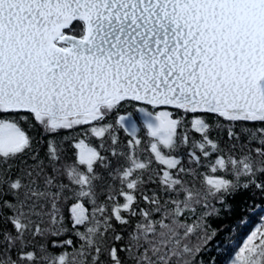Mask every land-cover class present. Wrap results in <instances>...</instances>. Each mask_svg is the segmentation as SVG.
Returning a JSON list of instances; mask_svg holds the SVG:
<instances>
[{"label": "snow or ice", "instance_id": "snow-or-ice-1", "mask_svg": "<svg viewBox=\"0 0 264 264\" xmlns=\"http://www.w3.org/2000/svg\"><path fill=\"white\" fill-rule=\"evenodd\" d=\"M250 187L264 0H0V264H205ZM229 264H264V217Z\"/></svg>", "mask_w": 264, "mask_h": 264}, {"label": "trees", "instance_id": "trees-1", "mask_svg": "<svg viewBox=\"0 0 264 264\" xmlns=\"http://www.w3.org/2000/svg\"><path fill=\"white\" fill-rule=\"evenodd\" d=\"M121 113H131L140 122L132 107L122 109ZM208 119L213 121L215 118L210 116ZM29 131L34 134V130ZM215 207L219 211L208 219L211 239L206 243L202 258L205 264H229V254L237 242L242 241L264 217V193L254 187L241 189L227 196L223 204L215 203Z\"/></svg>", "mask_w": 264, "mask_h": 264}, {"label": "rangeland", "instance_id": "rangeland-1", "mask_svg": "<svg viewBox=\"0 0 264 264\" xmlns=\"http://www.w3.org/2000/svg\"><path fill=\"white\" fill-rule=\"evenodd\" d=\"M139 117V116H138Z\"/></svg>", "mask_w": 264, "mask_h": 264}]
</instances>
